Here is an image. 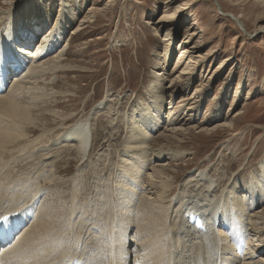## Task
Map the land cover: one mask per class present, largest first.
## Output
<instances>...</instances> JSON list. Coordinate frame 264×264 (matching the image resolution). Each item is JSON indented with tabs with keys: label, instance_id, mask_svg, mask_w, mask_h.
<instances>
[{
	"label": "rangeland",
	"instance_id": "374dc122",
	"mask_svg": "<svg viewBox=\"0 0 264 264\" xmlns=\"http://www.w3.org/2000/svg\"><path fill=\"white\" fill-rule=\"evenodd\" d=\"M66 1L74 8V12L70 11L71 7L64 10L59 0H0V29L12 23V17L17 18L14 21L18 25H22L21 21L26 18L38 21V24L33 22L38 33L29 50H36L38 42L47 36L46 33L41 36L44 29L41 30L39 24L49 29L61 27L65 30V37L58 49H51L46 57L41 59L48 60L65 47L60 57V63L65 68L49 73V76L46 74L43 78L44 83H48L47 88L57 92V95L53 96L54 101H50V108L59 110L60 115H72L66 124L91 116L95 143L87 160L79 167L77 160L62 162L55 158L56 155H50L53 157L51 161H43V149L51 147L50 144L63 129L62 126L57 127L60 117L50 116L45 112L48 117V121H45L47 124L43 122L44 125L37 126L38 128L28 126L30 130L26 136L33 141L26 140L22 143L25 147L18 148L12 157L5 156L0 160V168L9 169L4 171L6 177L15 176L13 174H18L19 170V173L25 171L22 178L28 180L31 175L26 174L28 170L25 168L30 163L33 172L29 170L31 173L28 171V174H32L33 179L35 175H43L53 167V174L59 184L57 188L65 206H69L67 209L72 206V201L82 202L89 193H93L97 184L112 183L119 176L120 154L125 148L124 134L121 131L122 119L126 115L128 119L124 122L133 119L132 112H138L144 103L152 104V99L155 98L152 96V88L160 79H164L160 80L165 91L162 115L163 122L167 123L164 128L158 129L164 136H158L157 132L158 137L150 140L148 153L153 155L152 159L165 157L160 161L155 159L153 165L168 163L167 167L174 170L176 182L171 187H175V183L195 172L188 173L195 169H210L212 176H221V186H218L217 190L224 187L228 190L231 186L238 188L239 185L243 188L244 184L249 183L251 175L256 178L261 175V166L264 164V4H261V0H175L169 8L164 3L167 0ZM76 6H80V10L76 9ZM171 12H174L172 16L159 21L160 17L167 16V13L170 15ZM43 13L47 15L46 18L42 16ZM228 13L239 15L245 30ZM10 14L12 17H9ZM86 16L91 18L85 19L83 23L81 20ZM63 20L67 23L66 26ZM149 21L151 24H148ZM78 27H82L81 30L74 33ZM190 32L194 34L185 39ZM184 50L188 52L183 54ZM190 55L194 56L193 62L196 63L193 65L195 76L186 79V86L176 81L175 86L170 89L169 84L175 81V76L188 62ZM180 57L179 66L174 69ZM158 73L164 74L157 76ZM9 74L8 79L12 80L14 73ZM201 82L202 88L198 86ZM197 87L201 88L197 98L191 102L187 101L183 104L185 108L179 109L182 106L179 105L181 97L191 93L195 95ZM154 100L156 101V98ZM100 101H103L102 107L98 108V112H93ZM37 103L40 105V101ZM186 105L187 108L197 106L194 115L191 116L192 112L185 113ZM155 109L156 106H150V110ZM176 110H180L178 117L183 115L190 120L189 124L183 126L188 127L187 130L180 131L173 138L168 137L171 133L165 130L182 124L179 121L170 122ZM185 121L187 122V119ZM224 122H228L230 127H218L210 133L199 132L200 128L196 127L200 125L211 128L214 124ZM116 125L119 126V131L111 134V128ZM43 132L45 135L42 137ZM35 143L37 147L31 145ZM26 145H29L27 150ZM159 148L165 150L163 153L173 151L182 156L173 160L167 153V157L162 152L156 153L161 151ZM63 151L59 153L60 158L71 154V151ZM11 158H15L13 163ZM53 161H56L55 166L52 165ZM149 161L146 169L148 172L143 173L144 178H147L151 171L152 165ZM78 168L83 169L78 171ZM8 172L11 174L8 175ZM76 175L80 181L76 180ZM96 175L101 177L98 182L95 180ZM42 179H36L32 184L33 188L44 185ZM152 180L157 181L154 178ZM50 187L54 188L52 185ZM53 188L52 190L55 189ZM56 191L57 189L55 193L52 191L51 195L54 196ZM153 191L154 189H151L150 194ZM74 195L77 198H74ZM48 196L49 194L46 199ZM151 196L153 198L154 194ZM24 226H21V231ZM250 231L251 238L256 239L254 243H257V235H253L252 228ZM133 234L132 231L129 237H134ZM135 250L137 251V247ZM257 254L258 258L255 257ZM255 255V260L264 258V246H261ZM136 256L137 254L130 253L131 264Z\"/></svg>",
	"mask_w": 264,
	"mask_h": 264
},
{
	"label": "bare ground",
	"instance_id": "6f19581e",
	"mask_svg": "<svg viewBox=\"0 0 264 264\" xmlns=\"http://www.w3.org/2000/svg\"><path fill=\"white\" fill-rule=\"evenodd\" d=\"M59 1L64 10L71 7L66 0ZM174 1L167 0L164 2L165 6L169 8ZM261 4H264V0H261ZM76 9L80 10V6H76ZM73 10L71 7L70 11L74 12ZM219 12L224 13L221 10ZM173 14L174 12L170 15L167 13V16L160 17L159 21H164ZM228 14L245 30L239 15ZM10 16L12 17V14ZM42 16L47 17L45 13ZM88 18L91 17L86 16L81 21L84 23ZM16 19L12 17L13 22L0 29V89L4 86L5 90L10 85L6 92L0 91V160L15 154L18 148L25 147L22 143L30 141L29 136H26L30 130L28 126L42 127L47 124L45 123L48 121L45 113L47 112L50 116L60 117L57 127L62 126L61 129L65 130L62 129V132L57 134L50 144L51 147L43 149L44 153H41L43 161L48 162V159L51 161L53 157L50 155H56L55 158L62 162L77 160L79 167L85 163L95 143L93 136L95 130L90 123L91 116L66 124L72 115L69 117L60 115L59 110L50 108V101H54L53 96L57 92L47 88L48 83H44L43 78L46 74L65 68L60 63L65 47L48 60L41 61L51 49L55 51L58 49L65 37V30L61 27L49 29L39 24L40 29H44L41 36L45 33L47 36L38 42L36 50H29L38 33L33 22L38 24V21L30 18V22L26 18L21 21L22 25H18L15 24ZM62 22L64 26L67 25L65 20ZM148 24H151V21ZM81 28L78 27L74 33ZM190 33H187L185 39L194 34ZM186 52L188 50L182 53ZM193 57L192 55L188 57V62L175 76V81L169 84L170 89L175 86L176 81L186 86V79L195 76L193 65L196 63L193 62ZM180 60L181 57L176 61L174 69L179 66ZM12 72L14 73L12 80H9L8 75ZM162 74L164 73H158L157 76ZM160 80L152 88L154 91L152 96H155L156 101L154 98L152 104L144 103L138 112H132V120L124 122L127 115L122 119L121 131L124 134L125 148L120 154L121 173L119 172V176L112 183L97 184L93 193H89L82 202L74 200L72 206L67 209L69 206H65L60 197L57 188L59 184L56 182L52 166L43 175L39 171L40 176L35 175L33 179L30 174L33 172L31 170L33 166L32 163L28 164L25 170H31L26 174L31 175L32 181L27 175L28 180L22 178L25 171L19 173L17 170L18 174H13L15 176L6 177L4 171L9 169L0 168V217L9 214L7 220L9 226L26 223L12 244L2 246L0 264H131L129 259L131 252L137 254L132 264H264V258L254 259V255L260 251L261 246H264V164L261 166V175L258 178L251 175L248 185L244 184L243 188L239 185L238 188L231 186L228 190L225 187L217 190L218 186H221L222 177L212 176L209 173L210 169L191 170L188 173L195 172L175 183V187H171L176 182L174 170L167 167L168 163L153 165L156 158L152 159L153 155L148 153L151 147L150 140L163 135L158 129L167 123L163 122L162 103L164 104L165 91ZM202 83L198 86L201 87ZM200 89L196 88L195 95L191 93L182 96L179 100V105L182 106L178 108L184 109L183 104L197 98ZM37 101H40V105ZM102 103L103 101H100L93 112L95 110L98 112ZM152 105L156 106L155 111L150 110ZM196 107L187 108L186 105L185 113L192 112L191 116L194 115ZM179 111L176 110L177 114L175 112L169 119L170 122L179 121L182 124L166 128L165 131L171 133L168 137L175 138L177 133L188 128L183 126L189 124V117L185 118L183 115L178 117ZM229 125L228 122H224L214 124L211 128L200 125L196 127L200 128L199 132L210 133L218 127ZM111 129L113 130L110 133L113 134L116 130L119 131V126H113ZM31 145L37 147L36 143ZM28 146L26 145V150ZM62 150L71 151V154L68 152V156L60 158L59 153H62ZM160 150L156 153H167L173 160L182 156L178 152L163 153L165 150ZM161 158L165 159L160 157L156 160L160 161ZM40 160L42 161V158ZM148 161L152 167L150 166L151 171L147 178H154L157 181L143 177V173L148 172L146 170ZM55 162L53 161L52 165L55 166ZM78 169L81 171L83 168ZM169 169L171 171L168 172ZM9 174L11 173L8 172ZM76 177L78 180L79 176ZM38 178H43L45 184L38 186L39 183L37 185L35 182L38 187L33 188L32 184L36 179L38 181ZM100 179L101 177L95 176L96 182ZM146 180L148 184L145 185ZM51 185L54 186L55 189L52 187L54 190ZM73 188L75 190V187ZM56 189V194L52 196V191L55 193ZM151 189L154 191L150 194ZM175 191L177 192L174 194ZM48 194L49 198L46 199ZM153 194L154 197H150ZM75 195L73 197L77 198ZM249 226L253 229V235H257L259 240L257 243H254L256 239L251 238ZM132 231L134 237L131 238L129 234ZM257 256L258 254L255 255L256 258Z\"/></svg>",
	"mask_w": 264,
	"mask_h": 264
},
{
	"label": "snow or ice",
	"instance_id": "6c2138e0",
	"mask_svg": "<svg viewBox=\"0 0 264 264\" xmlns=\"http://www.w3.org/2000/svg\"><path fill=\"white\" fill-rule=\"evenodd\" d=\"M4 219H6V218H4V217H0V220H4Z\"/></svg>",
	"mask_w": 264,
	"mask_h": 264
}]
</instances>
